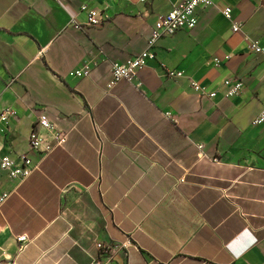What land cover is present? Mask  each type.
Wrapping results in <instances>:
<instances>
[{
	"label": "crops",
	"instance_id": "crops-1",
	"mask_svg": "<svg viewBox=\"0 0 264 264\" xmlns=\"http://www.w3.org/2000/svg\"><path fill=\"white\" fill-rule=\"evenodd\" d=\"M213 1L109 89L172 0H0V155L38 165L26 180L0 166L1 264H264V0ZM44 110L68 133L46 156L29 146Z\"/></svg>",
	"mask_w": 264,
	"mask_h": 264
},
{
	"label": "built area",
	"instance_id": "built-area-1",
	"mask_svg": "<svg viewBox=\"0 0 264 264\" xmlns=\"http://www.w3.org/2000/svg\"><path fill=\"white\" fill-rule=\"evenodd\" d=\"M142 2H148L149 0H141ZM214 4L213 0H172V10L165 16H161L155 22L151 35L148 39L147 49L136 54L125 63H113L111 70V81L108 84V88L111 89L114 85L121 81L132 82L137 73L142 68L146 67L151 60L155 58L153 49L156 43L166 35H174L181 29L192 30L197 24L196 11L199 8H208ZM86 5L82 6V10H85ZM223 14L227 19H231L232 8L226 7L223 10ZM88 25L93 27H100L103 25V18L100 13L96 11L89 12ZM233 31L238 32L241 30L240 24L233 25ZM250 48L256 53H264V48L260 47L256 41H251ZM218 65L221 61L218 58L214 60ZM90 63H85L74 74L78 78L88 76L90 72ZM169 77L183 76L182 73L177 75L173 71L168 72ZM191 86L195 92L202 96L214 98L217 95L216 91H212L209 88L202 86L198 82L192 80ZM225 96L233 98L239 96L243 90V83L238 79H227L224 81ZM12 111L8 110L2 114L6 119ZM254 123L256 125L264 126V109L255 118ZM38 127L42 131L34 130L29 136V146L34 152L40 153L46 156L52 153L54 150L60 147H64L68 141V133L61 130L54 122L49 118L47 111H42L39 115ZM203 145H198L201 156L204 155ZM217 161V159H214ZM0 166L5 170L11 178H17L20 180L28 179L37 169L38 165H35L33 160L27 154H21L15 158L8 155H0ZM183 181V180H182ZM10 194L4 193L0 195V208L8 200ZM18 242H28L27 236H20ZM102 248L101 245H99ZM1 264V263H0ZM6 264H13L8 262Z\"/></svg>",
	"mask_w": 264,
	"mask_h": 264
}]
</instances>
